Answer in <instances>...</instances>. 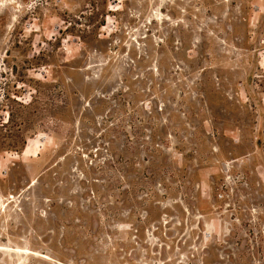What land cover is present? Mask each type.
Masks as SVG:
<instances>
[{
    "label": "rangeland",
    "instance_id": "374dc122",
    "mask_svg": "<svg viewBox=\"0 0 264 264\" xmlns=\"http://www.w3.org/2000/svg\"><path fill=\"white\" fill-rule=\"evenodd\" d=\"M0 264H264V0H0Z\"/></svg>",
    "mask_w": 264,
    "mask_h": 264
}]
</instances>
